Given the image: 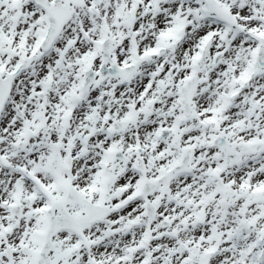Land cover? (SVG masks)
<instances>
[{
  "label": "snow or ice",
  "instance_id": "6c2138e0",
  "mask_svg": "<svg viewBox=\"0 0 264 264\" xmlns=\"http://www.w3.org/2000/svg\"><path fill=\"white\" fill-rule=\"evenodd\" d=\"M0 264H264V0H0Z\"/></svg>",
  "mask_w": 264,
  "mask_h": 264
}]
</instances>
